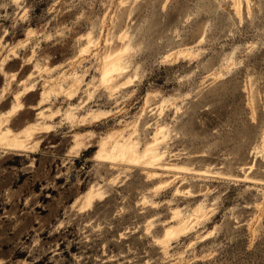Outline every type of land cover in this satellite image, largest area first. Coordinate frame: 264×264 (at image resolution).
<instances>
[{"label": "rangeland", "instance_id": "rangeland-1", "mask_svg": "<svg viewBox=\"0 0 264 264\" xmlns=\"http://www.w3.org/2000/svg\"><path fill=\"white\" fill-rule=\"evenodd\" d=\"M108 55L123 72L103 82ZM1 89L16 131H54L0 144V264H264V0H0ZM77 134L180 169L75 157ZM177 211L200 215L182 232Z\"/></svg>", "mask_w": 264, "mask_h": 264}, {"label": "bare ground", "instance_id": "bare-ground-1", "mask_svg": "<svg viewBox=\"0 0 264 264\" xmlns=\"http://www.w3.org/2000/svg\"><path fill=\"white\" fill-rule=\"evenodd\" d=\"M237 2V1H236ZM240 2V0H238ZM119 53V52H118ZM122 54V53H121ZM123 61L120 57L114 56L111 57V55H108L105 57V63L103 66V72H102V80L103 82H109L113 78H115L116 75L123 72ZM79 83V80L75 81V85H71L69 89H65L62 86H60L57 93H54V90H50L49 92L43 93L41 95V100L38 102V106L43 104L49 97L50 93H54L56 95L60 94H66L65 96H69L71 101H74L77 98V89L76 85ZM110 86V85H109ZM6 91V90H5ZM4 89H1L0 95L4 96L3 93L5 92ZM37 91L35 86H30L27 89H25L24 92L16 95L15 101L21 102V98L25 94L33 93ZM57 97V96H56ZM24 104L19 105H13L11 106V109L5 113L2 117H0V144L2 145V149H6L11 151V153H33V143L38 144L39 142H36L38 138H41L42 135H47L53 133L54 129L51 125H45L42 127H29L25 128L21 131H16L13 128V122L12 119V113L15 111V109L19 106H23ZM24 108V107H22ZM72 110H78V108H74L71 106ZM20 110V108H19ZM49 112V111H45ZM45 112H40L39 116L41 118H48L51 121L58 119L61 114L55 113L50 114L47 116ZM107 113H96V114H87V116H84L82 118H70L73 119L72 123L76 125H80L81 128L85 125H90V123L93 122H101L104 119L108 118ZM70 117V116H69ZM87 127V126H86ZM164 133V128H161L156 137L155 141L158 142L160 138L158 135L162 136ZM166 138V136H162ZM43 138V137H42ZM159 138V139H158ZM74 147H73V153H75V157L79 156L82 152L89 150L91 147H98L99 150L93 155V160L98 162H105L112 161L111 159H117L120 158V160L131 163V164H139L142 162L143 165H146L148 167H163L167 170H178L180 169L178 166H164L161 165V161L163 160L165 156V152H160L159 149L156 147V144H148L147 147L143 152H139V146L134 144L132 142V139H126L125 137L115 138V135H108L107 137H104L100 139L98 142L94 141L93 137H84L83 135L77 134L74 136ZM97 143V145H96ZM1 148V147H0ZM130 165V164H129ZM100 191L98 192L95 188H89L85 193V202L91 206L95 201L96 198L100 197ZM97 202V201H96ZM94 205V204H93ZM176 219L178 220V225L182 226L180 229L182 232L185 230H188V222L191 220V218H198L200 215L199 211H195L193 215L185 216V214H182V212L177 211ZM202 216V214H201ZM203 217V216H202ZM171 232L174 233L173 230H167L166 236L169 235Z\"/></svg>", "mask_w": 264, "mask_h": 264}]
</instances>
